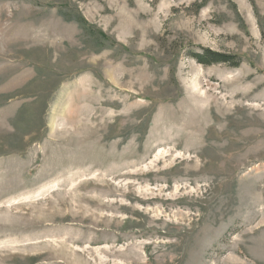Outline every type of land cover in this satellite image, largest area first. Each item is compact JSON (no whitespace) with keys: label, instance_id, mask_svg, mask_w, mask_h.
<instances>
[{"label":"rangeland","instance_id":"1","mask_svg":"<svg viewBox=\"0 0 264 264\" xmlns=\"http://www.w3.org/2000/svg\"><path fill=\"white\" fill-rule=\"evenodd\" d=\"M0 264H264V0H0Z\"/></svg>","mask_w":264,"mask_h":264},{"label":"trees","instance_id":"2","mask_svg":"<svg viewBox=\"0 0 264 264\" xmlns=\"http://www.w3.org/2000/svg\"><path fill=\"white\" fill-rule=\"evenodd\" d=\"M190 55L204 65L227 63L237 66L240 62V59H237L238 57L235 55L219 52L211 48H203L202 52H192Z\"/></svg>","mask_w":264,"mask_h":264}]
</instances>
